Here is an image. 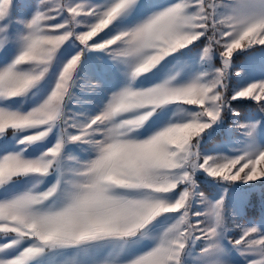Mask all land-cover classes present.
<instances>
[{
  "label": "snow or ice",
  "instance_id": "snow-or-ice-1",
  "mask_svg": "<svg viewBox=\"0 0 264 264\" xmlns=\"http://www.w3.org/2000/svg\"><path fill=\"white\" fill-rule=\"evenodd\" d=\"M10 45L0 189L34 182L0 199V264H264V0H0ZM86 76L119 82L96 114L69 108Z\"/></svg>",
  "mask_w": 264,
  "mask_h": 264
},
{
  "label": "rangeland",
  "instance_id": "rangeland-1",
  "mask_svg": "<svg viewBox=\"0 0 264 264\" xmlns=\"http://www.w3.org/2000/svg\"><path fill=\"white\" fill-rule=\"evenodd\" d=\"M96 2H100V0H96ZM158 2L163 5L168 2V0H158ZM27 10L23 8L22 6H17L16 9L13 12V20H12V29H16L18 26L15 22L17 19L21 18V15L25 13ZM95 39V38H94ZM10 54L7 57H0V67H2L4 64L9 63L11 59L17 54V47L15 45H10ZM248 55V53L244 52L239 57H236L237 61H242L245 56ZM235 56V54H234ZM118 80L116 77L112 76L106 79L104 83H101L99 87L96 85V81L94 77H84L77 83V87L73 89L74 96L72 100L69 102V108L73 110V112H86L89 114H96L98 113L99 109L102 107L103 103L106 102V96L109 94L107 91L115 90V88L118 86ZM136 86H140V82H136ZM144 86H147L146 84ZM83 89V91L81 90ZM92 89H95V91H92ZM35 91V90H33ZM15 101L14 103L8 102L7 106H10L12 108H20L22 111H27L31 107L35 106V104L38 102L37 97L33 96L32 93H29L27 96L24 97H16L13 98ZM240 104L234 103L238 107V111L247 109L250 106L249 101H239ZM254 105L255 102H252ZM171 115V113H169ZM241 115L243 116V111L241 112ZM226 125H230L232 123V117L229 115L226 118ZM241 123H244L245 121L242 119L240 121ZM23 133H16L15 137L11 134V130H9V135L7 137H0V139H7L13 147L15 146V139L19 136H22ZM235 135V134H233ZM226 139L225 133L223 130H221L220 134L217 135L216 141H222ZM55 140L54 136H50L48 140L43 142V147H41L40 151H43L44 148L48 147L53 143ZM36 146L34 145L33 148ZM230 148L233 147L232 145L229 146ZM11 150V149H10ZM29 152H32V149H29ZM27 154V153H26ZM33 155H38L39 153H32ZM74 155H81L80 150L77 149L76 152L73 153ZM54 178V177H53ZM53 178H49L47 181H45V184L41 185V188L47 186L48 183L51 182ZM34 182L31 181L29 177H20L16 179L13 184L9 187V190L7 193H5L4 189H0V199L5 198L6 195H12L18 191L24 190L25 188L30 186V183ZM259 183V182H256ZM201 190H205L204 188H201ZM260 213V206L253 205L248 210V217L247 222L251 223L253 220L258 219V215ZM238 219H244L241 217H238ZM194 222V221H193ZM228 225L231 228V215L228 217ZM262 229H264V222H261L259 225ZM228 236L232 237H238L239 236V230L230 231L227 233ZM224 244L226 245V254L228 256V264H245V258L240 255V253L234 249H232L231 245L227 243V240L224 241ZM250 258V257H249ZM35 264V262H34Z\"/></svg>",
  "mask_w": 264,
  "mask_h": 264
},
{
  "label": "trees",
  "instance_id": "trees-1",
  "mask_svg": "<svg viewBox=\"0 0 264 264\" xmlns=\"http://www.w3.org/2000/svg\"><path fill=\"white\" fill-rule=\"evenodd\" d=\"M234 103H236V104H238V103H239V104H240V102H239V101H236V102H234Z\"/></svg>",
  "mask_w": 264,
  "mask_h": 264
}]
</instances>
